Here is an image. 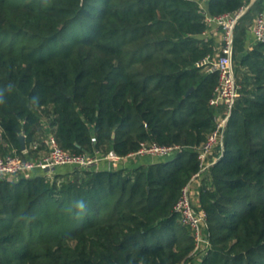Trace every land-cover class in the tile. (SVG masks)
Wrapping results in <instances>:
<instances>
[{
  "label": "trees",
  "instance_id": "16d2710c",
  "mask_svg": "<svg viewBox=\"0 0 264 264\" xmlns=\"http://www.w3.org/2000/svg\"><path fill=\"white\" fill-rule=\"evenodd\" d=\"M247 5L206 3L211 16ZM263 11L257 0L235 27L237 98L192 196L208 215L200 264H264V43L246 46ZM204 17L199 0H0L1 155L26 157L21 132L30 153L40 133L76 154L182 148L136 168L1 178L0 264L192 260L193 231L175 206L200 170L195 148L225 115L210 105L219 77L195 67L216 52Z\"/></svg>",
  "mask_w": 264,
  "mask_h": 264
},
{
  "label": "built area",
  "instance_id": "2783aa9c",
  "mask_svg": "<svg viewBox=\"0 0 264 264\" xmlns=\"http://www.w3.org/2000/svg\"><path fill=\"white\" fill-rule=\"evenodd\" d=\"M199 3L205 16L204 21L209 26V29L203 33L204 38L206 40L210 39L212 37L210 29L216 28L220 30L221 43L219 47L215 48L216 52L214 55H208L196 62L195 67L204 70L207 74L217 75L219 77V83L213 97L210 99V105L217 109L224 107L225 115L215 116V130L209 135L207 141L203 145L195 148L198 152L200 170L198 174L194 176L193 180L216 163L215 157H213L212 154L217 146H223L226 123L230 117L238 93V85L233 68L234 31L238 20L247 9V7H243L236 13L211 16L207 12V0H199ZM251 34L256 43H264V11L259 13L256 17L251 26ZM94 141H96V139H94ZM44 143L47 152L44 153V156L39 158L0 154V179L17 174L31 176L37 172L52 175L58 168L62 167L115 170L119 169L127 159L145 156L167 158L182 150L180 146L142 143L138 152L123 157L113 150L104 152L100 149H95L92 153H72L63 149L57 138L52 134L46 138ZM34 148L36 149L37 147ZM27 152L28 151L24 152V154ZM192 196L191 184H189L184 188L175 206V210L180 214L182 222L193 231L196 246L191 256H197L199 254L205 256L210 247V242L208 241L205 231L207 228L208 215L205 210H198L194 207Z\"/></svg>",
  "mask_w": 264,
  "mask_h": 264
},
{
  "label": "crops",
  "instance_id": "0c3cea01",
  "mask_svg": "<svg viewBox=\"0 0 264 264\" xmlns=\"http://www.w3.org/2000/svg\"><path fill=\"white\" fill-rule=\"evenodd\" d=\"M248 1H249V5H247V7L252 5V4H254L257 0H248ZM263 8H264V0H263ZM210 34L212 35V37L215 40L216 47H219V45L221 43L220 30H218L216 28H211L210 29ZM255 44H256V42L254 40V37L251 34V29H250V31L248 33V36H247L246 46H247V48H251ZM45 136L46 135L43 134V133H40V134H38V136H36V138L34 139V142L30 146L31 153H30V151L27 150L28 152L25 153L26 157H28V158H39V157L44 156V153L47 152L46 146H45V143H44L46 141V137ZM34 147H38V150L35 151ZM158 160L159 159H157L155 157H151V156L137 157L135 159H127L122 164L121 167H123V168H136V167H139L141 165H149L151 163L157 162ZM215 160L216 161L218 160V156H215ZM63 171H64L63 167L62 168H58V172H63ZM202 176H203V174H201L199 177H197L196 179H194L191 182V190H192L195 202L198 201V198H197L198 195L196 193L198 192V187H199L200 179H201ZM194 257H196V258L193 259L194 261H192V262L194 264H196L197 261H199V263H197V264H200V262L204 258V255L203 254H199L198 256H194ZM192 262H188V264H193Z\"/></svg>",
  "mask_w": 264,
  "mask_h": 264
},
{
  "label": "water",
  "instance_id": "95a60500",
  "mask_svg": "<svg viewBox=\"0 0 264 264\" xmlns=\"http://www.w3.org/2000/svg\"><path fill=\"white\" fill-rule=\"evenodd\" d=\"M251 6V5H250ZM249 6V7H250ZM249 7H247V9L245 10V11H247L248 9H249ZM244 14V13H243ZM242 14V15H243ZM193 91V88H191L189 91H188V93H187V95H189L191 92ZM19 141H20V144H21V151L22 152H26L27 151V145H26V137H25V134H24V132H21L20 134H19Z\"/></svg>",
  "mask_w": 264,
  "mask_h": 264
},
{
  "label": "clouds",
  "instance_id": "9594fccd",
  "mask_svg": "<svg viewBox=\"0 0 264 264\" xmlns=\"http://www.w3.org/2000/svg\"><path fill=\"white\" fill-rule=\"evenodd\" d=\"M2 102H3V96H2V93H0V103H2ZM75 206H76V208L80 209L81 211L86 209V204L84 201H77Z\"/></svg>",
  "mask_w": 264,
  "mask_h": 264
},
{
  "label": "rangeland",
  "instance_id": "374dc122",
  "mask_svg": "<svg viewBox=\"0 0 264 264\" xmlns=\"http://www.w3.org/2000/svg\"><path fill=\"white\" fill-rule=\"evenodd\" d=\"M247 7V6H246ZM249 7V6H248ZM17 178V177H16ZM198 256V255H197ZM196 257H194V258H192V260H190V261H188V262H192V261H194L193 259H195ZM188 262H187V264H188ZM193 263V262H192ZM197 263H199V261H197ZM196 263V264H197ZM194 264V263H193Z\"/></svg>",
  "mask_w": 264,
  "mask_h": 264
}]
</instances>
